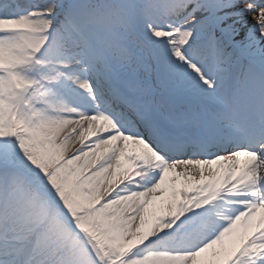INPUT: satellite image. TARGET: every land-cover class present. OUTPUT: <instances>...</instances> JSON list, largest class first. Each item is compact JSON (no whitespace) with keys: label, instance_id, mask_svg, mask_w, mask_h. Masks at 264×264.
Here are the masks:
<instances>
[{"label":"bare ground","instance_id":"1","mask_svg":"<svg viewBox=\"0 0 264 264\" xmlns=\"http://www.w3.org/2000/svg\"><path fill=\"white\" fill-rule=\"evenodd\" d=\"M231 5L232 1H226L210 6L217 27L232 39L238 38L233 30L238 32L242 26L250 31V37L258 30L259 38L255 44L260 50L257 52L264 53V22L261 23L263 20L260 17L262 13L250 14L249 4L239 5L235 9ZM19 8L18 6L16 9ZM16 11L0 12V56L11 58L8 69L21 68L27 58L32 60L33 56L28 52L37 51L35 47H39L44 39L43 34L29 31L35 21L19 17ZM196 13L201 18L204 17L203 10L199 9ZM231 43L233 44V40ZM172 44L167 38L158 48L164 52ZM225 59L223 55L222 67L213 74L215 78L200 84L202 94L207 98H216L218 89L227 82L231 64ZM84 66L77 77L70 76L73 79L71 84H82L84 90L91 92L87 95L99 98L105 105L107 100L103 87L93 86L94 74L97 72L94 64L89 62ZM193 74L196 76L197 70ZM17 78L18 80L9 79L5 85H0V96L6 89L8 92L5 91L4 94L10 97V90H14L23 81L36 93L38 89L46 88L32 80H24V77ZM51 102L48 110L35 120L37 126L33 138L35 137L34 143L39 142L40 145L37 144L39 148L31 160L21 161L18 158L20 133L17 131V124L12 125L11 122L6 128L9 161L0 163V172L4 171L5 180L10 183L12 190L22 186L24 190L21 194L29 197V201L25 204L22 196L12 195L10 199L14 203L12 202L10 213L20 205V211L12 221V230L17 237L10 233H0V238L19 239L23 242L22 248L29 239V236L24 237V233L28 229L36 231L44 224V229L36 234L33 246L29 245L23 255L34 248V258L37 252L49 253L39 264H45L51 258L56 264H140L136 258L130 259L137 247L152 245L163 239L173 241L176 238L178 226L183 222L179 221L187 217L186 211L196 201L190 198L192 193H198L197 196L202 197L198 208H208L210 203H215V199L219 198L221 188L225 185L223 181L229 169L227 166L217 167L216 164L193 160L172 162L168 167L174 175L168 190L161 191L156 182L147 186L140 179L142 177L135 176L132 161L136 156L146 157V146L136 137L137 134L144 137V131L136 127L127 134L128 131L125 133L120 126L121 122L115 121L114 117L110 119L112 116L101 119L89 115L85 120L80 115V119L76 121L73 116L78 117L79 110L70 107L64 100L53 99ZM6 105L9 107L10 104ZM214 106L228 109L224 101L217 99H214ZM257 108L260 109V105ZM243 113L248 116L250 111L239 112V119ZM106 125H109L108 131L104 130ZM259 158L264 162V157ZM160 168L159 165L155 166L156 172H162L163 169ZM12 190H8L7 195L13 194ZM171 192L174 194L173 198L169 197ZM30 196H33L32 200ZM181 205L184 207H180ZM94 207L96 210L92 211ZM176 215L180 220L172 221ZM253 231L242 229L234 237L210 241L208 244L206 241L211 240L213 233L185 238L181 242L185 246L183 252L180 251L182 253H177V245H172L171 248L175 249L169 251L170 254H156L152 261L153 264H246L247 256L264 249V226ZM104 237L107 239L100 247L106 246L108 249L121 245L118 237H124V240L121 239L124 242L123 260L112 262L99 255L98 242ZM6 242L7 240L3 243ZM65 247L68 248L60 253L59 249ZM197 247L201 249L188 252ZM5 259L4 257L2 260ZM35 263L33 259L30 264ZM257 263L261 264L255 260L254 264Z\"/></svg>","mask_w":264,"mask_h":264},{"label":"rangeland","instance_id":"2","mask_svg":"<svg viewBox=\"0 0 264 264\" xmlns=\"http://www.w3.org/2000/svg\"><path fill=\"white\" fill-rule=\"evenodd\" d=\"M62 0H48L43 1L41 5L39 4L37 13L33 12L32 14L26 15L31 20L33 19L35 21V24L31 25V28H29V31L35 33V34H41L45 31L48 20L45 16H40L39 18H34L33 14L38 15L42 14L45 11H53L58 4L61 3ZM72 1V0H71ZM111 5L109 8V11L114 13L115 11L121 12L117 16H109L107 17L106 24L109 25L108 30L106 33H103L101 38L99 40L104 43L108 39L112 40H119L123 43V45H126L127 42L130 40V35H132V25H138V28L140 29V34H142L145 38L151 40L155 45L159 44L160 46L163 45L166 41L165 37H169V40L176 42V45L169 46L166 51L162 52V57L160 56L161 60V70L159 71L160 81L163 84V86L169 90V92H172L176 94L178 97L179 102L181 104L183 103V96L180 94V91L184 88H186L188 85L201 84V79L204 78V80H208L207 77H205L204 74V62H194L190 63L189 60L186 58L185 55V46L189 43H192L195 41L194 39L200 38L202 34L205 32L207 27L210 25V21H204L202 23H197L192 27V24L196 21V16L193 14L189 16L187 20H185L183 23H178L174 20V25H168L165 28H159L155 24V18L160 15V19L163 21L164 15H167L165 17H168V9H167V3L169 0H142V2L136 1V0H108ZM217 0H212V2H215ZM226 1V0H222ZM74 3H78L79 0H73ZM241 3L240 1H238ZM238 3V4H239ZM251 4V3H250ZM240 5V4H239ZM250 14L261 12L262 14L260 17L264 21V7L252 4L250 6ZM232 9H234L232 7ZM166 13V14H164ZM31 15V16H30ZM26 17V18H27ZM135 18V19H134ZM136 22H134V20ZM158 20V19H157ZM160 20V21H161ZM28 21V20H27ZM37 21V22H36ZM167 23L166 21H164ZM37 23V24H36ZM177 23V24H176ZM189 26V27H188ZM264 27V25H262ZM260 26V27H262ZM96 31H99L98 28H95ZM234 29L233 33L238 35V39H241L240 46L241 49H243L244 52L248 50V47L251 48L252 52L257 51L259 48L255 44L256 39L259 38V31L257 30L254 34L251 40L248 38V29L247 27L242 26V28L239 29V31H235ZM128 40V41H127ZM36 48V47H35ZM106 46H103V49H105ZM131 48V47H130ZM129 48V49H130ZM122 50L117 52V56H125L127 57L128 53L127 48L121 47ZM260 50V49H259ZM29 53V52H28ZM136 54V53H135ZM115 55V54H114ZM136 60L141 61V63H145L149 65V59L146 58H140L142 56L134 55ZM62 60H59V64L62 62L64 64H72L71 62H68L65 58H62ZM127 59V58H124ZM187 59V60H186ZM11 58L7 56H0V66L1 67H9V64H11ZM74 61V60H73ZM32 66V64H31ZM150 67V72L148 75L145 73L140 76V74L137 72L136 67H130V71H133L131 74L130 71L123 72L120 68L117 71L118 75H123L126 79L133 78V81L141 80V82L144 80V82H150V79H153V73L152 67ZM149 67L147 69L149 70ZM136 69V70H135ZM171 69V70H170ZM194 69H197V76H192V72ZM58 68L55 67L54 70H51L52 73L54 71L57 72ZM55 72V73H56ZM22 73V72H21ZM174 73V74H173ZM190 74V75H189ZM179 75V77H177ZM135 76V77H134ZM146 77V78H145ZM141 78V79H140ZM145 78V79H142ZM17 79L15 75L8 72H3V74L0 75V85H5L6 81ZM96 80H99L95 78ZM46 80H49L47 78ZM19 82V81H18ZM157 88L160 86L157 84H154ZM12 88V86L8 85ZM19 86V87H18ZM152 87V85H151ZM10 89V88H8ZM200 89V88H199ZM6 93L8 90L4 89ZM5 91L0 96V163L8 162L9 161V153L7 151V142L5 139L6 136V128L8 124H17V131L20 133V142H19V150H18V158L21 159V161L24 160H31L36 156V150L39 148L38 145L39 142L36 144L34 143L35 137L33 138L34 130L36 129L37 123H35V120L38 118L39 114L42 112V108L36 107V102L41 101V97H43L45 100L49 97L50 93H39L36 95L35 93H30L28 86L21 85L20 83L17 84L16 89H11V96L7 97L5 95ZM54 93L51 92V95ZM221 96L223 97V93H221ZM186 100V99H185ZM10 104L9 107L6 104ZM150 106L154 107L155 104L154 101H150ZM31 104V105H30ZM88 109H91V106H88ZM93 109V108H92ZM98 117L104 118V115L100 112H95ZM30 137V138H29ZM38 144V145H37ZM155 156V154H154ZM154 156H148L149 159H152ZM156 157V156H155ZM154 157V158H155ZM182 162H187L182 160ZM153 164V163H152ZM152 164L150 166H152ZM1 175H4V171L0 173ZM173 171L167 168L165 170V175L160 179L158 182L161 191L168 190L170 188V184L173 178ZM33 197V196H32ZM170 198L174 197V194L171 192L169 194ZM200 197V196H199ZM192 200H196V196L190 197ZM34 199V198H33ZM198 199V198H197ZM34 201V200H33ZM196 202V201H195ZM198 203H194L193 206L188 211L189 213L193 212L194 209L197 207ZM96 207L92 209V211H95ZM179 216H175V218H172V221L177 220ZM253 220H251L248 224V226H253ZM247 226V227H248ZM239 228L237 223L232 224L228 228L222 230L217 238L220 240L224 238L234 237V234L239 233ZM126 237V236H125ZM107 237L102 238L101 241H99L98 245V252L99 255L107 258L108 260L112 262L121 261L124 259V249L122 246H124V240L123 238H119V241L121 242V245L114 249H108L106 246L100 247V244H102ZM113 239V238H112ZM122 239V240H121ZM97 240V238H96ZM214 240V239H213ZM163 245V241L159 240L155 242V244L152 245H145L144 247H137L136 251L132 253V257L130 259L136 258L140 264H153L152 257L156 254H165L163 251L159 250V246ZM201 249V248H199ZM197 249V251L199 250ZM194 251V250H193ZM192 251V252H193ZM190 252V251H189ZM169 253V252H168ZM158 264H160L158 262Z\"/></svg>","mask_w":264,"mask_h":264}]
</instances>
